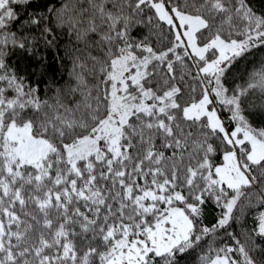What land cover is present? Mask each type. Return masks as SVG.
Instances as JSON below:
<instances>
[{
  "label": "snow or ice",
  "instance_id": "1",
  "mask_svg": "<svg viewBox=\"0 0 264 264\" xmlns=\"http://www.w3.org/2000/svg\"><path fill=\"white\" fill-rule=\"evenodd\" d=\"M0 264H264V0H0Z\"/></svg>",
  "mask_w": 264,
  "mask_h": 264
}]
</instances>
